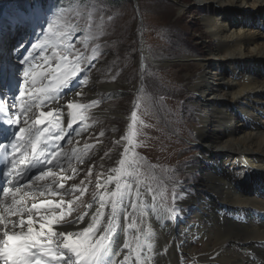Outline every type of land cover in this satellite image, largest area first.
<instances>
[{
    "label": "rangeland",
    "instance_id": "obj_1",
    "mask_svg": "<svg viewBox=\"0 0 264 264\" xmlns=\"http://www.w3.org/2000/svg\"><path fill=\"white\" fill-rule=\"evenodd\" d=\"M16 1L0 0V102L8 104L5 92L9 75L13 72L18 80L19 71L29 61L50 63L57 68V76L66 63L80 69L66 88L58 87L56 80V86L48 90L47 96L39 95L46 98L45 105L53 106L61 90L66 92L62 99L79 93L77 103L82 107L76 112L69 111L76 115L75 124L63 129L61 124H64L67 105L58 102L61 104L57 108L60 120H51L45 128L34 125L28 132L33 136L47 128V139L53 136L49 140L51 142H58L53 133L56 124L59 125L56 131L65 133L64 138L59 139L56 152L64 162V170L71 171L73 177L63 189L54 184L53 190L58 195L63 193L74 204L56 212L70 216L68 221L90 214L95 216L101 205L99 199L104 197L105 210L99 218L102 225L112 212V207H108L112 205L111 193L117 191L119 184V192L124 198H117L120 203H117L115 222L120 225L121 217L123 220L127 217L126 232L134 253L129 254L130 264L137 260L138 252L141 254V246L137 243L140 235L144 234L143 226L139 225V217H143V213L160 228V223L177 228L178 236L183 241L187 240L189 245L193 244L196 252L203 255L206 239L202 240L194 230H199L200 224H207L201 219L203 210L200 206L201 200H205L209 193L206 187L208 166L211 169L216 164L207 160L209 150L192 137L198 127L197 106L202 99L192 90L191 84L204 71L200 65L202 58L216 43V39L207 35L203 23V17L211 13L210 8L202 0H127L119 7H106V10L103 7L90 10L81 4L77 11L71 9L67 20L72 16L81 27L90 25L92 35L89 34L76 46L64 29L57 31L59 35L55 32L50 37L36 36V32L29 29L28 19ZM103 2L105 0H100ZM238 16L239 13L235 12L230 21L234 22ZM247 19L248 30L264 33V23L255 17ZM20 34L25 36L24 47L18 60L13 62L16 56L12 54V45ZM189 55L196 57L189 58ZM25 56L28 61L23 63ZM220 64L205 69L208 83L215 90H221L220 93L223 91L221 86L227 82H239L243 78L264 80V70L255 64H250L240 80L235 75L236 67L226 61ZM15 92L12 97L20 99V92ZM147 111L156 120L149 118ZM232 121L239 129V135H244L251 131V123H261L264 117L261 112L250 118L237 112ZM31 126L23 125L25 129ZM171 140L177 143L176 148L173 145L165 148ZM109 177L112 178L100 185ZM53 179L62 183L58 175ZM98 183L100 187H97ZM46 195V199H54L48 189ZM252 212L262 215L264 220L262 211L252 209ZM151 216L155 220H151ZM145 232H149L147 226ZM112 242L111 248L116 247V240L112 238ZM150 245L151 254L156 259L165 252L158 253L157 246ZM178 249L182 246L178 245ZM179 256V264H213L210 259L206 263L198 262L194 255L182 251Z\"/></svg>",
    "mask_w": 264,
    "mask_h": 264
},
{
    "label": "bare ground",
    "instance_id": "obj_2",
    "mask_svg": "<svg viewBox=\"0 0 264 264\" xmlns=\"http://www.w3.org/2000/svg\"><path fill=\"white\" fill-rule=\"evenodd\" d=\"M202 1L205 2L206 6L209 7L211 11L210 14H206L205 17H203L204 28L207 35L216 39V43L209 49L207 56L202 58L200 65L204 68V71H201V74L199 76L197 75L198 77L196 76V80L192 82L193 84H191L192 90L197 92L202 99V102L197 106L198 127L192 137L194 140L200 141L204 147L209 150L208 154L210 155L207 160L216 164L211 169L210 166H208V172L206 173V177L208 178L206 183L208 186L206 187H208L209 193L207 194V198H205V200H201L200 206L203 210V216L201 219L207 222V224H203L202 226L200 224L201 228L199 227V230L193 229L196 231L195 233L201 235L202 240L206 239L205 244H203L205 253L202 255V253L196 252V249L192 246L193 244L189 245L187 240L183 241V238L178 236V229L174 226H162L163 223H160V228L156 222L153 223L150 221V219L146 218L143 213V217H139V225L143 226L141 229L144 234L142 233V235H140L139 242L137 243V245L141 246V254L138 252V258L133 261V264H179V252L181 253V251L186 254L189 253L194 255L198 262L203 263H206L210 259L213 264H264V220L262 215L257 216L254 215V211L252 212L253 209L255 212L262 211L264 214V121L261 123H251L249 125L251 127V131L248 133L245 132L246 134L244 135H239V129L236 128L232 121L234 114L237 112H240L247 118L256 116L257 114L260 115L261 112L264 117V80L252 81L251 79L243 78L246 69L251 66L250 64H255L254 66L256 67L259 66L260 69H262L261 71L264 70V43H259L260 40L264 41V33H253L247 29L248 17H255L258 21L264 23V0ZM235 12H238L239 16L234 22H232L230 21V18ZM24 38L25 36L20 34L12 45V54L16 56L15 58L12 56L14 58L13 62H16L21 55V51L24 47ZM188 57L195 59L196 56L189 55ZM222 61H226L227 64L236 67L235 75L238 79H243L239 82H224L225 84L221 86L223 91L220 93L221 90H215L214 87L208 83L207 72L205 69L214 64L220 66V62ZM12 67L13 65L11 62V69ZM25 70H28L30 73L28 77V84L26 86L29 91L26 93L25 97L26 101H29V98L31 97L30 103L32 108L26 117L23 115L20 116V123L18 124L20 128H24L23 125L25 124V119H27V124L32 125L31 128L36 125L34 124V121L40 117L41 112L45 114V120L49 122L44 120V122L38 124V126L40 128H45L51 120H60L57 108L61 107V104L58 102H63L66 105L70 102L77 103L79 97L74 94H70L62 99V97L66 95V92L61 90V93L55 100L53 106H48V103L45 105L46 98H41L39 95L41 94L44 96L45 90H51L52 87L56 86L57 81L55 80V77L57 76V68L53 67L50 63L41 60L27 62L19 71L18 80L14 78L13 72L9 75L7 84L8 88L6 91L7 105H12L14 103L17 104L15 99L12 100L11 92L13 90L21 92L22 88L25 87ZM213 74H218V72H214ZM222 80L223 79L220 78V81ZM165 90L166 89H164V93H166ZM14 109L15 112L13 113H19L18 107ZM69 111H72V109L67 107L64 113V124H61L63 129H66V126L68 125L75 124L73 116L76 115L70 114ZM48 112H52L53 115L51 117H47ZM149 113L150 112H148V117L156 120ZM0 118L8 121L10 113L5 110L4 113H0ZM2 120H0V124L3 122ZM54 129L57 130V127ZM54 129L52 131H54ZM56 130L53 133L57 137H60V139L64 138L65 133L61 131L57 132ZM16 133L18 137H23L24 140L35 138V135H28V131L24 132V134H19V131ZM42 133V143L39 145V148H45L43 141L47 140L46 135L48 132L46 133L43 131ZM13 134L14 132H12L9 139L12 138L14 140ZM58 143L59 140L58 142L49 141L48 149L56 152L58 147L51 148L50 146L52 144L58 145ZM171 143L167 142V144H165V148L171 145L176 148L177 143L172 140ZM149 147L150 145H148V148ZM148 148L146 147L145 149ZM25 149L28 153L32 154L30 147H26ZM24 167V164H20V169ZM46 169L47 168H42V170ZM64 169V162L61 161V169L53 168V173L54 176L58 175L60 182L62 181V183L66 186L68 181L72 179L73 176L71 171H65ZM35 173L36 170L29 167L26 179H11V183L8 182L7 184V187L12 190H15L16 187L21 188V193L17 194V198H19L23 192H29V196L25 201L28 207H31L33 202L42 203L48 200L46 199V196H48L46 195L47 189L43 186L50 183L54 177H48L42 181L35 180ZM206 174L204 173V175ZM117 175L118 172L116 173V176ZM64 177L70 178L63 179ZM110 178L112 177L102 181L103 183L100 185H104L105 182L110 180ZM37 188H39V190L35 191ZM33 191L36 192L35 200H33L31 195ZM40 191H43L44 195H40ZM52 196H54V199L48 198L53 201L58 202L61 198L65 200V204L62 205L61 211L66 209V206L70 205L72 207L74 204V201L67 199L63 193L61 195L57 194ZM123 198L124 197H122V199ZM99 200H101V198ZM69 201H71L70 204L68 203ZM10 202L11 196H3L2 203L0 204V210H2L5 205L10 204ZM195 202L196 201L194 200L193 203ZM108 207H112V205H109ZM57 210L59 209H56L55 211ZM120 211H122V209ZM57 213L59 214L60 212ZM46 214H48V209L46 208L40 209L38 213L35 211L33 212L34 231L40 230V216ZM93 215L94 214H90L89 216L84 215L85 217H83V220L76 219L72 224H65L63 222L56 223L53 221L51 227L54 232L66 229L67 231L77 234L82 232L89 223H92ZM27 216V212L23 213V218L25 220L23 229L19 226L20 217L13 215L8 217L10 221L16 222L17 224V227L13 229L14 231L19 232L23 230L26 232ZM69 218L70 216L68 215L64 216L65 220H68ZM106 218L107 219L102 225H98L100 231L97 232V238L102 234L103 228L108 226L107 222L109 218ZM121 218L122 223L117 226L116 231L112 236V238L116 240L117 245L116 247L111 248V245L113 244V242H111L108 253L105 257L103 256L101 258L100 264H110V261H112V264H127V262L129 263L130 261L129 256L134 255L131 249L133 244L130 243L132 247L130 245L128 248L124 247V244H129L130 241H128V233L126 232L127 217H124V220L123 217ZM152 219L154 218L151 216V220ZM146 226L149 228V232H147V234L150 235L148 236L145 232ZM8 227L11 229L12 225L9 224ZM3 230L4 226L0 225V239H3ZM43 231L44 234L47 235V225ZM74 238H76L75 235ZM56 239L57 238L54 237V240ZM148 242L154 247L157 246L158 253L160 251L165 252L159 254V257L156 259L151 254V245ZM178 245L182 246V249L177 250ZM33 251L36 252L35 249ZM69 256H72L73 262L76 261L73 254H71L67 249H58L57 244L55 243L54 245H51V251L42 249L40 252H36V256L31 257V259H39L45 264H63L64 261L68 260Z\"/></svg>",
    "mask_w": 264,
    "mask_h": 264
},
{
    "label": "snow or ice",
    "instance_id": "obj_3",
    "mask_svg": "<svg viewBox=\"0 0 264 264\" xmlns=\"http://www.w3.org/2000/svg\"><path fill=\"white\" fill-rule=\"evenodd\" d=\"M34 47H36L34 45ZM28 61V57H24L23 63ZM80 71L78 66H73L70 64H65L60 71V74L55 77L57 80L58 87L66 88L69 83L77 76V73ZM30 73L28 70L24 71V85L20 92V104H12L5 105L4 102H0V113H4L7 110L8 113L11 114V123L18 125L20 123V116H27V114L31 111L32 105L30 103L31 97L29 101H25L24 97L26 93L29 91L26 87L28 84V77ZM82 83V81H81ZM55 91V89H53ZM48 90H45L44 95L47 96ZM79 95V93H77ZM51 98V97H49ZM19 108V113H13V108ZM67 107L74 111H78L82 105L78 103H68ZM53 115L52 112L47 113V117H51ZM135 116V114H133ZM46 116L43 112L40 113V117L35 119L34 124L38 125L44 122ZM75 120V116H73V121ZM24 123L27 124V119L24 120ZM51 123V122H50ZM59 127L58 124L55 125ZM18 131L20 133H24L26 131L31 132V127L28 129L19 128ZM45 132L48 129H44ZM4 135L7 134V129H4ZM78 134V133H77ZM14 140H10L7 144L0 142V155L7 157L8 150L11 149L13 154L12 170L16 168L17 164H24L25 167L15 171V175L13 176V180L17 178L23 180L26 179V174L31 169H42L45 164L51 165L52 167H48L46 170L39 171V174L35 176V180H45L48 177H53V168H60L61 160L59 159V153L52 151L49 155H46L48 152L49 137L47 140H44L43 143L45 148H39V145L42 143L41 137L43 135L42 132H37L35 138H29L28 140H24L23 137H18L17 133L14 134ZM102 135V133H101ZM57 140L60 137L56 138ZM30 147L31 148V156H27L26 154H22L21 158L17 160L15 158V153L20 151L22 148ZM51 148H57L58 145L52 144ZM43 158V159H41ZM11 171V170H10ZM70 177H64L63 179H68ZM11 183V181H9ZM58 184L60 189L65 187L64 183H58L56 179H53L51 183L45 184L43 187L48 189L52 195H57L58 193L53 190V185ZM97 187H100L99 183ZM120 185L117 184V191L111 193L112 197V212L107 222V227L103 228L102 234L97 238V232L100 231L98 225L100 223L99 218L103 216V207H104V197H101V205L100 209L97 210L95 216H93L92 223H89L86 228L83 229L82 232L74 234L71 231L61 230L59 232H54L52 230V223L55 221L56 223H65L72 224L74 221H68L64 219L65 213L60 212L59 214L55 211L56 209H60L62 205L65 204V200L61 198L58 202L48 199L42 203L31 204V207L25 203L27 197L29 196V192H23L19 198H17V194L21 193V188L16 187L15 190H12L8 187L3 188V194L5 197L11 196L10 204H7L0 210V225L4 226L3 230V239H0V259H2L3 264H33L31 257L36 256V252H40L42 249H46V251H51V245L53 243L57 244V248L67 249L71 254H73L76 258V261L73 262L72 256L68 257L67 261H64L63 264H100L101 258L108 253L112 242L113 233L116 231L118 224L115 222V216L117 213V203L118 197H122V194L119 192ZM40 195H44L43 191L39 192ZM33 200H35L36 192L33 191L31 193ZM2 203V202H0ZM69 204L71 201L68 202ZM46 208L48 209V214L40 216L39 223V231H34L33 228V212H39L40 209ZM27 212V230L26 232L21 230L19 232L14 231L17 227L16 222L10 221L8 217L10 215L20 217L19 226L23 229L25 224V220L23 218V213ZM78 220H83V216L77 218ZM9 224L12 225V228L9 229ZM48 226L47 235L44 234V229ZM132 227V225H129ZM74 235L76 238H74ZM54 237L57 239L54 240ZM125 248L129 247V244H124ZM36 250L34 252L33 250ZM43 254V253H42ZM114 255V254H113ZM35 264H41L39 259L35 260ZM112 264V261H110Z\"/></svg>",
    "mask_w": 264,
    "mask_h": 264
},
{
    "label": "trees",
    "instance_id": "obj_4",
    "mask_svg": "<svg viewBox=\"0 0 264 264\" xmlns=\"http://www.w3.org/2000/svg\"><path fill=\"white\" fill-rule=\"evenodd\" d=\"M126 1L105 0V2L100 3V0H18L16 5L30 19L37 33L46 34L47 30L50 31L65 23L69 36L72 38L73 43H76L89 34L92 35V31L90 25L87 24V26L81 27L79 21L73 20L72 16L68 17L69 21L67 20V14H70L71 9L77 11L81 4L86 5V8L90 10L100 7L105 10L106 7L113 9ZM92 5H95L94 9H92Z\"/></svg>",
    "mask_w": 264,
    "mask_h": 264
}]
</instances>
